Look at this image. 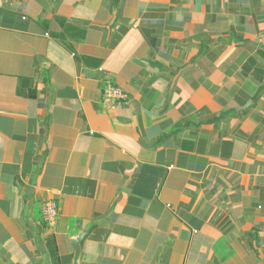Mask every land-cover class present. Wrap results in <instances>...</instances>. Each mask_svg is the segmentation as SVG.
Returning <instances> with one entry per match:
<instances>
[{"label": "crops", "instance_id": "obj_1", "mask_svg": "<svg viewBox=\"0 0 264 264\" xmlns=\"http://www.w3.org/2000/svg\"><path fill=\"white\" fill-rule=\"evenodd\" d=\"M74 240L79 264H264V0H0V264Z\"/></svg>", "mask_w": 264, "mask_h": 264}, {"label": "built area", "instance_id": "obj_2", "mask_svg": "<svg viewBox=\"0 0 264 264\" xmlns=\"http://www.w3.org/2000/svg\"><path fill=\"white\" fill-rule=\"evenodd\" d=\"M103 96L106 102L114 100H126L128 95L120 87H117L113 84H108L104 91ZM43 215L46 223L48 225H54L57 221L59 214V206L56 201H49L43 205Z\"/></svg>", "mask_w": 264, "mask_h": 264}, {"label": "water", "instance_id": "obj_3", "mask_svg": "<svg viewBox=\"0 0 264 264\" xmlns=\"http://www.w3.org/2000/svg\"><path fill=\"white\" fill-rule=\"evenodd\" d=\"M79 241L80 240H74L72 242L73 248L75 250V262H74V264H79V261H80L81 248L79 245Z\"/></svg>", "mask_w": 264, "mask_h": 264}]
</instances>
